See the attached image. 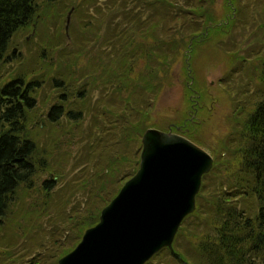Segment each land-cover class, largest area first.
Returning <instances> with one entry per match:
<instances>
[{
    "label": "trees",
    "instance_id": "trees-1",
    "mask_svg": "<svg viewBox=\"0 0 264 264\" xmlns=\"http://www.w3.org/2000/svg\"><path fill=\"white\" fill-rule=\"evenodd\" d=\"M67 1L0 0V64L9 58L17 32L35 21L42 24L54 9L61 21L66 13L60 7ZM224 1L229 18L222 24L219 0H70L72 45L66 43L61 57L45 56L44 49L33 76L25 71L0 76V264H58L99 222L121 179L137 170L141 149L133 146L141 141L158 95L174 83L181 60L190 81L188 58L195 46L240 23L245 30L256 23L263 36L253 33L252 41H263L264 0ZM65 39L62 31L53 43L60 47ZM234 60L230 55L229 63ZM259 60L263 91L244 90L254 104L245 101L235 109L241 121L223 147L230 154L216 159L203 177L196 210L176 235L181 259L164 248L146 264H264V56ZM50 76V85L61 92L44 108L42 90ZM86 121L90 129L81 130ZM52 126L70 142L88 139L86 158L71 171L63 167L68 160L60 159L63 148L68 152L78 144H56L60 137L40 144L36 138L41 129L51 137L44 131Z\"/></svg>",
    "mask_w": 264,
    "mask_h": 264
},
{
    "label": "rangeland",
    "instance_id": "rangeland-1",
    "mask_svg": "<svg viewBox=\"0 0 264 264\" xmlns=\"http://www.w3.org/2000/svg\"><path fill=\"white\" fill-rule=\"evenodd\" d=\"M68 1L63 7H60L66 13L65 16H62V19L66 18L63 23H61L62 19L61 21H58V19L55 18V15H57L55 13L59 14V12L57 9H54L52 10L54 12L51 13L52 17L50 19L44 20L42 24L40 21H35L30 27L15 34L10 43L8 52L9 58L5 63L0 64V76L2 78L8 79L19 71L31 73L29 76H33L34 71L31 70L34 68V62L41 50H46L45 56L50 54V56L53 55L55 58H60V52L66 43L67 45H72L70 27L74 8L69 9L70 5H67ZM100 1L102 2L103 0ZM224 2V0H219L218 2L217 11L219 17L224 16L227 11L224 7ZM44 7L46 6L44 5ZM68 16L69 22L67 24ZM262 19L264 21V16ZM239 25L240 28L237 29L235 27L233 29L228 27V30L226 31L227 33L222 36L219 35L220 37L218 36V38L213 39L215 41L212 40L211 42L195 46L191 55L192 59L190 65L192 72L191 77L193 80L190 82L195 83V89L198 90V93L204 95V106H207L204 107V110L199 109L197 113L198 118H195L196 120L193 124L195 136L200 138L202 146L213 155L215 160H219L220 157L222 158L224 155L227 156L230 154V152L224 154L223 147L225 144L226 146L230 144L231 137L234 136L233 133L237 128L236 126L239 124L237 120L241 121V113L235 111L237 105L243 104L245 101L246 103L251 104L254 97H248V94H259L263 89V84L258 82V77L262 69V60H259V57L264 56V37L261 38L263 39L261 42L257 39V44L252 41L254 36L253 33L255 34L256 32H259L262 35V32L259 30L260 27L257 28L255 23L254 27L253 25H250L248 29L245 30L241 23ZM62 31L64 32L66 39L64 45H60L59 47L53 42L60 38L62 39ZM219 40L222 41L219 43ZM249 42L250 44H246ZM77 50L76 47L73 48V51ZM254 50L255 52H253ZM51 52L54 53L51 54ZM230 55L237 59L232 62V66V63L230 64L228 61ZM240 57H244L245 64L241 62L242 60ZM20 58L22 62H19ZM231 68H236L237 71L232 78H228V75L232 70ZM56 72H58L57 68L53 75L56 76ZM184 73L185 68L181 60L174 69V83L158 95L153 110L151 111L150 120L147 123V127L142 133V136L150 127L168 130L170 125L180 124L184 116H188L189 105H187L188 98L185 93ZM52 77L53 76H50L48 83L42 90L43 98L41 101H44V108H47L54 102L56 103L61 92L59 89L50 85ZM244 90L248 91V94L244 93ZM196 99L197 98L195 97L194 102ZM43 110L44 109H42L41 114ZM90 123L91 121H86L85 126H83L81 130L85 129L86 131V129H90ZM41 125L42 127L44 126L43 123ZM42 131L43 129L35 132L38 134V137L36 138L40 144H53L50 141V138L52 137L55 139L59 137L61 138L56 144H78V146L74 145L72 148L68 147V152L63 148V154L65 156L61 154L60 156L63 157H61L60 161H62L63 164L65 158L68 160L63 164V167L66 168L65 170L71 171L73 169L71 165L76 166V163L80 164L81 158H86V146L83 144H87L88 139L80 137V142H78V140L70 142L71 140H67L66 136H64L63 130L58 131L57 129H54L53 126L47 128V131H44L51 134V137L43 136L44 133ZM67 131H70L71 134L70 129ZM81 144L82 147L80 148ZM124 144L134 143L125 140ZM125 148L126 146H124V149ZM141 148V141H138L135 143V146H133L135 151ZM75 169L77 168H74V170ZM134 170L135 169L133 168V171ZM128 171L129 169H127L125 173H122V176L120 174H118V176L116 175L117 179L120 180V178H123V175L126 174V172L128 173ZM48 177L49 174L47 173L44 174L42 178ZM130 178L131 176L127 179V176L124 175V178L121 179L122 181L119 182L121 183L120 185L122 186L123 183Z\"/></svg>",
    "mask_w": 264,
    "mask_h": 264
},
{
    "label": "water",
    "instance_id": "water-1",
    "mask_svg": "<svg viewBox=\"0 0 264 264\" xmlns=\"http://www.w3.org/2000/svg\"><path fill=\"white\" fill-rule=\"evenodd\" d=\"M212 167L213 157L187 138L147 129L136 174L58 264H146L164 248L180 258L176 234L196 210L203 176Z\"/></svg>",
    "mask_w": 264,
    "mask_h": 264
},
{
    "label": "bare ground",
    "instance_id": "bare-ground-1",
    "mask_svg": "<svg viewBox=\"0 0 264 264\" xmlns=\"http://www.w3.org/2000/svg\"><path fill=\"white\" fill-rule=\"evenodd\" d=\"M232 6V5H231ZM179 126H181L182 128H187V129H189V128H191V127H193L194 128V126H193V124H192V120L187 116V117H185L184 116V118L181 120V122H180V124H175L174 126H173V128H168V132L170 131V132H172V131H178V132H180V129L178 128ZM184 134L185 135H187V136H189V137H192L193 139H195V140H197L200 144H202V141L200 140V138L199 137H196V136H194L193 134H191L189 131L187 132H184ZM204 145V144H203ZM214 165H215V159L213 158V167H214ZM211 172V171H210ZM210 172H208V174L210 173ZM163 250V249H162ZM179 259H181V258H179Z\"/></svg>",
    "mask_w": 264,
    "mask_h": 264
},
{
    "label": "flooded vegetation",
    "instance_id": "flooded-vegetation-1",
    "mask_svg": "<svg viewBox=\"0 0 264 264\" xmlns=\"http://www.w3.org/2000/svg\"><path fill=\"white\" fill-rule=\"evenodd\" d=\"M196 109H197V108H196L195 106H193V110H192V111L195 112ZM190 115H191V114H190ZM189 118H190L192 121L195 122V118H194L193 116H190ZM172 128H173V127H172ZM179 129H180V132H181L183 135H185L184 132H186V131L188 132V131H189L191 134H193V135L195 136V131H194L195 129L193 130V129H191V128H189V129H187V128H182L181 126H179ZM186 136H187V135H186ZM187 137H189V136H187ZM189 138H190V137H189Z\"/></svg>",
    "mask_w": 264,
    "mask_h": 264
}]
</instances>
